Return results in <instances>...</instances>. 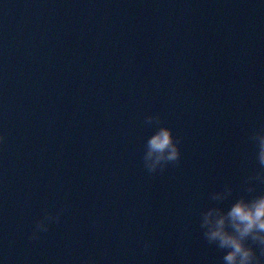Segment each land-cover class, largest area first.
Instances as JSON below:
<instances>
[{"label": "water", "instance_id": "water-1", "mask_svg": "<svg viewBox=\"0 0 264 264\" xmlns=\"http://www.w3.org/2000/svg\"><path fill=\"white\" fill-rule=\"evenodd\" d=\"M259 132L261 0H0L2 264H224L203 214L264 194Z\"/></svg>", "mask_w": 264, "mask_h": 264}, {"label": "clouds", "instance_id": "clouds-1", "mask_svg": "<svg viewBox=\"0 0 264 264\" xmlns=\"http://www.w3.org/2000/svg\"><path fill=\"white\" fill-rule=\"evenodd\" d=\"M261 3H264V0H261ZM253 140L258 146L259 163L264 166V132L257 133ZM179 157L178 141L173 139L169 128L161 127L149 138L144 157L149 172L155 171L157 166L175 162ZM226 220L231 231L225 227ZM202 225L206 227L205 238L210 243L216 242L219 248L227 250L223 256L224 264H260L253 249L247 246L245 241L251 239L257 242L264 252V194L250 200L237 199L226 214L210 208L203 214ZM36 228L34 236L47 230L43 222L38 223Z\"/></svg>", "mask_w": 264, "mask_h": 264}]
</instances>
